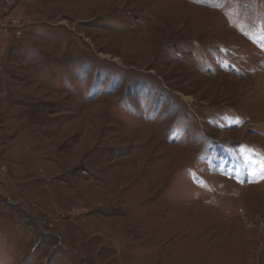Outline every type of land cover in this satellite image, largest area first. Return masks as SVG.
<instances>
[{
  "label": "rangeland",
  "instance_id": "obj_1",
  "mask_svg": "<svg viewBox=\"0 0 264 264\" xmlns=\"http://www.w3.org/2000/svg\"><path fill=\"white\" fill-rule=\"evenodd\" d=\"M0 264H264V0H0Z\"/></svg>",
  "mask_w": 264,
  "mask_h": 264
},
{
  "label": "bare ground",
  "instance_id": "obj_2",
  "mask_svg": "<svg viewBox=\"0 0 264 264\" xmlns=\"http://www.w3.org/2000/svg\"><path fill=\"white\" fill-rule=\"evenodd\" d=\"M249 188L251 189V188H254V187H248L247 189H249Z\"/></svg>",
  "mask_w": 264,
  "mask_h": 264
}]
</instances>
